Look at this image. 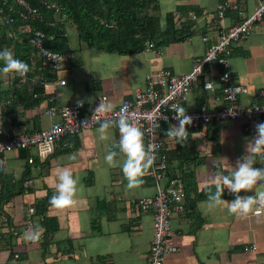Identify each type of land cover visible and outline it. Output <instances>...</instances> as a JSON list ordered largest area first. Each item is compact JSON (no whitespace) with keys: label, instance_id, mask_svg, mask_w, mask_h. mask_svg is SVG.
<instances>
[{"label":"crops","instance_id":"crops-1","mask_svg":"<svg viewBox=\"0 0 264 264\" xmlns=\"http://www.w3.org/2000/svg\"><path fill=\"white\" fill-rule=\"evenodd\" d=\"M261 1L158 0V10L150 13L160 17L162 27L166 25V16L173 13L178 27L186 21H194L195 32L191 37L160 48L120 54L89 46L78 36L76 47L70 43L74 56L65 59L63 68L56 73L66 84H57L51 91L60 105L84 100L83 106L90 110L99 96L106 95L116 108L127 97L147 88L150 73L167 69L183 74L191 70L193 60L203 56L207 49L204 37L214 41L220 33L217 9L220 2L231 5L224 19L229 26L250 15ZM229 62L234 83L247 88L240 97L241 102L250 104L264 86V33L251 35L236 45ZM220 71L217 63L207 66L181 107L186 111L199 109L204 103L222 107ZM208 79L214 81L213 91L203 88ZM47 104L46 100L34 109L17 107L15 113L6 114L0 122L10 117L17 132L39 130L31 129L32 125L47 128L51 123V118L44 113ZM25 119H28L27 125L20 124ZM98 128L70 137L68 145L58 146L46 161L27 163L20 151L7 153L8 168L0 177V191L2 187H6V192L18 191L21 187L24 191L0 207V264H148L153 215L150 211L136 209L134 203L140 197L156 193L155 180L149 170L139 189H127L121 168L109 167L105 162L108 149L119 140V131L109 129V139L101 141ZM187 131L189 138L184 145L193 149V154L182 164L183 172L178 171L179 176L189 175L182 176L187 187L185 207L172 214L173 235L168 245L175 251L167 255L164 264H264V209L256 215L254 208L246 218H238L229 214L227 204L206 211L202 202L207 196L198 198L205 188L215 190L212 177L234 167L236 161L246 155L247 140L255 134L242 119L214 121L199 128L187 126ZM165 142L172 151L178 148L176 141L166 136ZM28 151L29 157L34 155V151ZM73 153L76 160L70 159ZM117 159L122 162L124 157ZM254 160V167L264 168V154L255 156ZM171 163L176 166L178 157L171 158ZM58 167L71 168L78 178L76 203L64 209L50 205L46 216H30L29 206L34 205L36 209L38 202L52 197L53 177ZM27 169L29 178L21 185ZM239 195L254 196L255 189ZM234 198L235 194L225 189L222 199L231 202ZM45 217L51 218L47 221L51 232L45 244V231L37 243L22 239L23 234L36 225L44 227ZM4 218L8 221L5 225L1 223Z\"/></svg>","mask_w":264,"mask_h":264},{"label":"built area","instance_id":"built-area-1","mask_svg":"<svg viewBox=\"0 0 264 264\" xmlns=\"http://www.w3.org/2000/svg\"><path fill=\"white\" fill-rule=\"evenodd\" d=\"M14 5L18 6L17 12L22 19H29V17L39 14L28 0H14V3L9 6L10 12L14 10ZM52 6L57 7L54 3ZM230 6L228 2L218 4L220 33L214 41H211L208 36L204 37V41L208 43L205 54L193 60L189 72L175 74L167 69H162L150 73L147 76V88L124 99L114 109V112H119L121 108H125L128 112L134 113L138 126L144 133L145 147L147 148L149 144L155 145V160L150 173L155 180L157 191L152 196L140 197L134 203L136 209L150 211L153 215V238L148 264H164L167 255L175 251L173 246L168 245V239L173 235L171 217L173 212L182 211L185 207L186 185L179 175L170 177L167 174V155L162 153L165 138L161 135V125L163 123H178L174 119L173 106H181L183 102H186L193 86L203 75L206 67L217 63L221 67L219 79L223 83L221 90L224 105L217 108L204 103L199 109L187 110L186 114L193 118V123L190 126L199 128L213 121L242 119L249 124V131L256 134L255 123L264 121V86L258 91L253 102L247 105L243 104L240 97L247 92V88L234 83L229 62L236 45L251 35L264 33V0L250 15L227 26L224 23L225 11ZM14 23L15 16L9 13L5 14L4 8H0V24L12 26ZM23 32H26L25 27H23ZM47 37L44 31L34 30L28 40L43 63L50 65L55 72H59L63 68V61L72 58L74 54L72 52L65 54L49 49L45 43ZM146 49H155L154 43H148ZM33 69L36 67L34 66ZM13 76L15 74H8V77L13 78ZM20 83L40 84L51 93L48 99L51 104L44 109V113L51 118V123L47 128L40 130L24 129L17 132L11 119L0 122V177L6 173L8 168L7 153L30 150L34 151V155L29 157V163H33L36 158L46 161L56 152L58 146L68 145L67 141L70 137L99 126L92 118L94 109L100 103V99L108 100L106 95L99 96L90 110H86L84 106L78 107L77 104L60 105L57 102L56 94L51 89L57 84H66V80L58 79V77L51 80L40 66L38 72L27 74L24 82H21L20 78ZM6 85V81L1 78L0 90H5ZM203 88L213 91L215 89L213 79L206 80ZM4 111L5 106L0 104V121L3 119ZM113 114L109 113L108 115L112 116ZM85 121L89 122L84 125ZM201 134L203 133L201 132ZM30 181L27 182L30 183ZM35 211L34 205L27 209L30 216L34 215ZM7 222L6 218L1 219V223L4 225ZM14 233L17 234L18 231Z\"/></svg>","mask_w":264,"mask_h":264},{"label":"trees","instance_id":"trees-1","mask_svg":"<svg viewBox=\"0 0 264 264\" xmlns=\"http://www.w3.org/2000/svg\"><path fill=\"white\" fill-rule=\"evenodd\" d=\"M28 1L33 8L37 9L39 14L35 17L31 16L29 19H22L18 15L17 5H14L12 12L9 10V6L14 3V0H0V8H4L5 14L9 13L15 16V23L12 26L0 24V51L9 49L13 52L15 58L26 62L31 69L28 74L38 72V67L40 66L42 71L51 80L57 79L56 72L50 65L43 63L36 54L35 49L29 43L28 38L34 30H41L47 34L48 37L45 43L49 49L65 54L73 52L70 47L69 36L66 32V22H71L75 26L79 39L88 43L89 46L96 47L99 50L118 52L120 54L142 52L146 50L147 44L150 42L154 43L155 48H160L171 42L185 41L195 32L194 21H186L178 27L173 20V13H169L166 16V25L162 27L160 17L150 13L151 10H158V0ZM53 3L57 5L58 9L52 6ZM23 27L26 28V32H23ZM235 48L232 51V55L234 54ZM34 66L36 69H33ZM2 67L3 62L0 61V68ZM1 77L2 74H0V80ZM50 95L51 93L43 85L22 84L20 83V77L15 75L13 76L11 87L7 90H0V104L5 106L3 118L6 114L15 113L17 107H22L23 110L34 109L46 100L48 102L47 105H50L51 102L48 100ZM9 119L11 118L9 117ZM7 120L8 118H6ZM27 123L28 119L20 122V124L25 125ZM211 123L209 122L206 125ZM169 125V123H163L161 125V135L164 138L165 130L168 129ZM30 128L42 129L41 127L33 125ZM164 144L162 153L167 155V174L170 177H174L179 175L178 171L183 172L182 164L193 154V149L186 147L184 144H178L176 151H172L168 144H166L165 139ZM20 153V156L25 158L28 163L29 151L21 150ZM176 156L179 159L178 166H172L171 158ZM38 160L36 158L34 162ZM28 174L29 170L27 169L24 172L23 179L20 180L21 185L24 184V180L26 181L29 178ZM182 176L184 178L189 177L188 174L185 176L184 173ZM182 176L180 177L182 178ZM208 188H205L198 195V198L205 197ZM23 191L24 188L21 187L18 191L9 190L7 193L6 187H2L0 191V207L3 206L5 201L10 200L14 195L20 194ZM49 201L50 198L48 196V198L46 197L38 202L35 211L36 216H46V212L50 207ZM49 219L51 220V218L45 217V221L43 220L45 227L43 244L47 242V236L51 232V226H48L47 222Z\"/></svg>","mask_w":264,"mask_h":264},{"label":"clouds","instance_id":"clouds-1","mask_svg":"<svg viewBox=\"0 0 264 264\" xmlns=\"http://www.w3.org/2000/svg\"><path fill=\"white\" fill-rule=\"evenodd\" d=\"M72 53L74 54V51ZM0 61L3 62L0 74L5 76L15 74L21 78V82L26 80L27 74L31 71L29 65L15 58L9 49L0 51ZM83 104L84 100H77L78 107H83ZM114 109L115 105L112 102L100 99L92 115L95 122L99 124L98 133L101 141L109 139V129L117 128L119 131V140L108 149L105 162L109 167L119 166L121 168L127 180V189H139L144 184L143 177L149 174L154 164L155 145L149 144L147 148L145 147L144 133L138 126L134 113L128 112L125 108H121L119 112H114ZM172 111L175 112L174 119L178 121V124L169 126L164 135L175 140L177 144L183 145L189 138L187 126L193 123V118L186 114L184 107L179 105H174ZM109 113L114 114L109 116ZM88 122L85 121L84 125ZM255 132L256 134L247 140L246 155L239 158L234 167L218 172L212 177L215 190L209 187L206 191L207 199L202 202L206 211L210 212L222 204H227L229 214L236 215L238 218H246L254 208L256 215L260 214V209H264V168L254 167V157L264 154V122L255 124ZM121 155L124 157L122 162L117 159ZM70 159L76 160V154L73 153ZM78 183L79 180L74 176L71 168L58 167L53 177L54 193L50 198V205L57 209L74 205ZM225 189L229 194H235L231 202L222 199ZM254 189V196L239 195L242 191L250 192ZM44 231L43 226L36 225L34 229L25 232L22 239L37 243Z\"/></svg>","mask_w":264,"mask_h":264},{"label":"rangeland","instance_id":"rangeland-1","mask_svg":"<svg viewBox=\"0 0 264 264\" xmlns=\"http://www.w3.org/2000/svg\"><path fill=\"white\" fill-rule=\"evenodd\" d=\"M160 14L164 15V13H160ZM66 31L68 33L71 45L73 47H76L75 44H76V40H78V34H77L78 32H77L75 26L71 22H67ZM56 73L58 74V72H56ZM7 77H8V74L6 76L2 75V77H1L4 81H6V84H7L6 85L7 88L5 90H7V89H9L11 87V84H12V81H13L12 77H8V79H7Z\"/></svg>","mask_w":264,"mask_h":264},{"label":"bare ground","instance_id":"bare-ground-1","mask_svg":"<svg viewBox=\"0 0 264 264\" xmlns=\"http://www.w3.org/2000/svg\"><path fill=\"white\" fill-rule=\"evenodd\" d=\"M128 98V97H127Z\"/></svg>","mask_w":264,"mask_h":264}]
</instances>
